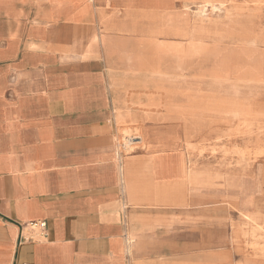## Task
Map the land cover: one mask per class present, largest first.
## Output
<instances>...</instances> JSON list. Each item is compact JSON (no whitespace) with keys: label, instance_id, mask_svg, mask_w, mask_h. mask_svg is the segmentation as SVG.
<instances>
[{"label":"crops","instance_id":"1","mask_svg":"<svg viewBox=\"0 0 264 264\" xmlns=\"http://www.w3.org/2000/svg\"><path fill=\"white\" fill-rule=\"evenodd\" d=\"M229 1L0 0V264L227 261L228 224L196 200L188 12Z\"/></svg>","mask_w":264,"mask_h":264},{"label":"rangeland","instance_id":"2","mask_svg":"<svg viewBox=\"0 0 264 264\" xmlns=\"http://www.w3.org/2000/svg\"><path fill=\"white\" fill-rule=\"evenodd\" d=\"M231 2L227 16L208 11L202 24L188 12L197 30L192 104L197 115L207 111L192 140L194 168L211 195L196 200L228 224L223 227L231 241L214 250L227 261L196 264H264V0ZM172 125L164 122V131ZM238 209L257 216L261 229L243 223Z\"/></svg>","mask_w":264,"mask_h":264},{"label":"built area","instance_id":"3","mask_svg":"<svg viewBox=\"0 0 264 264\" xmlns=\"http://www.w3.org/2000/svg\"><path fill=\"white\" fill-rule=\"evenodd\" d=\"M25 228L27 229V232L25 233V236H21L23 242L36 243L48 238V226L45 221L29 223Z\"/></svg>","mask_w":264,"mask_h":264},{"label":"bare ground","instance_id":"4","mask_svg":"<svg viewBox=\"0 0 264 264\" xmlns=\"http://www.w3.org/2000/svg\"><path fill=\"white\" fill-rule=\"evenodd\" d=\"M201 6V5H200ZM210 7H211V5H210ZM212 9H213V11L214 12H220V11H222V9L221 8H219V7H212ZM239 9V8H238ZM189 10V9H188ZM198 10L199 11H197V12H201L202 14H206L210 9H209V7H207V5H205V6H201V7H199L198 8ZM240 10V9H239ZM225 12L227 11V13L228 12H231L230 11V8L227 10V9H225L224 10ZM241 12V11H240ZM234 15V14H233ZM199 20V19H198ZM126 135V134H125ZM249 139V138H248ZM143 140H144V138H143ZM138 141V139H136V138H134V137H130V136H126V137H124V139H123V141H122V146L124 147V149H125V151H127L132 145H134L136 142ZM256 144H258V143H256ZM255 144V145H256ZM244 145V144H243ZM182 146V145H181ZM146 147V146H145ZM144 147V148H145ZM210 147H212V146H210ZM258 147V146H257ZM213 148V147H212ZM253 148H254V146H253ZM259 148V147H258ZM239 149V148H238ZM237 149V150H238ZM200 154V153H199ZM201 155V154H200ZM243 156V155H242ZM251 156H252V154H251ZM255 158V157H254ZM249 159V158H248ZM184 160V159H183ZM250 160V159H249ZM254 160V159H253ZM253 164V163H252ZM249 165V164H248ZM261 181V180H260ZM252 188H254V187H252ZM231 219V218H230ZM261 228L260 227H252V230H260Z\"/></svg>","mask_w":264,"mask_h":264}]
</instances>
